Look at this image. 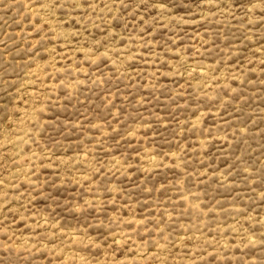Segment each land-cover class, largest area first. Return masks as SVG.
Returning <instances> with one entry per match:
<instances>
[{
    "label": "rangeland",
    "instance_id": "obj_1",
    "mask_svg": "<svg viewBox=\"0 0 264 264\" xmlns=\"http://www.w3.org/2000/svg\"><path fill=\"white\" fill-rule=\"evenodd\" d=\"M0 264H264V0H0Z\"/></svg>",
    "mask_w": 264,
    "mask_h": 264
}]
</instances>
